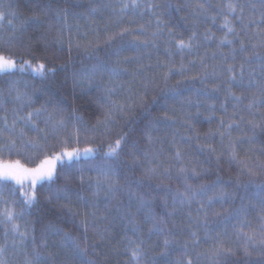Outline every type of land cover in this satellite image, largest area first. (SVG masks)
I'll return each instance as SVG.
<instances>
[{
	"label": "trees",
	"instance_id": "obj_1",
	"mask_svg": "<svg viewBox=\"0 0 264 264\" xmlns=\"http://www.w3.org/2000/svg\"><path fill=\"white\" fill-rule=\"evenodd\" d=\"M228 2L140 0L142 7L136 12L142 15L128 9L121 21L120 6L130 0H0V13L4 15L0 20V53L13 56L18 65L31 61L33 66L43 63L46 68L43 77L31 69L0 74V115L6 114L11 123L14 110L46 109L53 123L63 119L68 124L67 131L55 138L49 124L46 141L25 129L27 137L38 140L43 150L11 154L4 151L0 160L8 163L18 159L26 167H36L46 156L60 154L64 139L69 141L68 150L92 147L98 151L95 157L82 159L75 165L70 170V179L65 180L61 175L57 181L58 187L71 190L69 195L79 192L81 200L73 197L67 207L60 206L65 201L54 207L47 198L50 195L47 187L36 185L38 205L16 223L36 237L38 247L42 229L51 224L77 239L87 249L84 258L93 264H132L128 249L139 244L138 236L144 240L141 264H186L189 258L193 264H264V256L259 254L264 239V210L260 204L264 196L261 191L264 189V124L259 113L253 116L244 110L240 115L245 119L233 122L226 70L229 64H234L239 77L243 63L247 81L249 71L259 79L260 65L245 63L244 55L240 54L233 60L229 45H221L226 33L222 25ZM239 3L244 5L245 23L249 19L255 21L245 35L240 22L233 20L251 56V46L264 39V27H256L264 16V7L260 0H239ZM157 19L161 22L160 31ZM140 25L147 31L139 39L132 32L115 35L122 27L138 33ZM193 32L196 36L192 50H179L177 41H187ZM152 33H157L155 44L142 43L146 38L152 40ZM109 36L113 38L109 40ZM228 38L233 36L229 34ZM233 42L239 48L238 41ZM255 51L264 55V48L257 47ZM201 61L209 74L203 83L199 78H191L203 76ZM101 65L103 72L98 71ZM181 65L184 76L177 74ZM169 68L172 75L165 80ZM113 69L119 75H113ZM231 88L236 95L251 96L246 87L232 84ZM105 89L111 91L106 93ZM17 96L21 99L17 100ZM210 105L215 106L214 111ZM48 115L38 121L41 128L46 127L44 121ZM76 117L81 119L78 121ZM253 119L259 127L248 122ZM73 125L80 129L78 143L70 135ZM121 137H124L119 167L122 176L139 180L141 166L156 169V175L144 181L141 191H151L156 185L173 192L182 191L187 177L194 188L214 186L210 196L223 191L231 197L225 201L213 200L211 207L204 198L203 209L200 203L193 202L177 212L168 222V229L175 235L168 236L173 243L166 255H161L163 237H149L150 225L144 223L142 214L137 217L141 233L134 235L127 218L118 214L115 206L105 209L103 193L97 199L89 189V183L96 181L95 166L105 162L109 145ZM6 140L7 137L0 143ZM177 147L181 153L179 159ZM181 167L186 172L181 173ZM192 169L198 174H193ZM250 170L253 175L249 174ZM63 171H68L65 163L57 166L58 173ZM27 186L12 184L10 189H5L0 194V213L5 208L21 212V188L27 190ZM133 189L136 190L135 185ZM84 200L88 201L87 205ZM94 202L99 204L98 208L92 207ZM153 207L156 213L163 214L160 201ZM6 230L0 224V245H7L8 249L3 257L5 264H25L24 252L19 247L13 249V234L6 238ZM192 232L196 233L198 245L192 243ZM248 236L254 240L249 241ZM185 245L187 253L182 251ZM246 246L251 255L245 254ZM48 248L59 253L54 264H72L69 254L60 249L59 237H50ZM218 249L231 251L214 255ZM27 252L30 254L32 248L28 247Z\"/></svg>",
	"mask_w": 264,
	"mask_h": 264
},
{
	"label": "snow or ice",
	"instance_id": "obj_2",
	"mask_svg": "<svg viewBox=\"0 0 264 264\" xmlns=\"http://www.w3.org/2000/svg\"><path fill=\"white\" fill-rule=\"evenodd\" d=\"M260 5L264 7V0H260ZM142 7L140 0H130V3H123L120 6V16L121 21L123 20L124 15L127 14L126 10H133L134 14L142 15V13H137L138 10ZM199 7H203L200 5ZM252 7H255L254 5ZM231 16V19L229 18ZM4 19L3 13H0V20ZM215 21V17H212ZM233 20H238L241 24V32H244L245 35L248 34V30L252 25L255 24V21L249 19L245 23L244 16V5L239 3V0H229L226 5V13L224 14V23L222 27L226 29L224 38L221 40V45L227 43L231 49V56L233 60L237 54L244 55L245 63H259L260 65V77L256 78V74L252 71H249L248 79L245 81V69L244 64L242 63L239 68V77L237 76L235 65L229 64L227 66L228 80L230 82L228 88V94L232 101L233 107V117L231 118L233 122L236 119L244 120L245 118L240 115V111H247L249 114L255 116V113H259L261 117V124H264V55L255 51L257 47L264 48V39L258 41L257 44H253L252 54L248 55L249 48L245 45L243 39H240V33L236 31V27L233 24ZM11 23V21H9ZM160 20L157 19V30L160 31ZM256 27H264V16L261 17L260 24ZM146 29L143 25H140V31L137 33L134 29L129 27H122L121 31L115 35H123L125 32H132L133 35L139 39L140 36L146 34ZM231 34L233 39H229L228 36ZM157 33H152V40L144 39L142 43L155 44V36ZM195 32L192 36L189 37L187 41L181 39L177 41V46L179 50L183 51L187 49L192 50L195 40ZM113 37L109 36V40ZM233 40H237L239 43V48H236ZM215 55V54H214ZM227 59V57H225ZM206 65L201 61V69L205 70L202 77H191L193 79L199 78L201 82H207L209 74L206 71ZM28 69H31L34 73L44 76L46 75V68L43 63L33 66L31 61H22L19 65L17 61L11 55H5L0 53V74L13 73L15 71L24 72ZM105 69L101 65L98 71L103 72ZM54 71V70H50ZM113 75H119L114 69L112 70ZM180 76L185 75V69L181 65L178 73ZM172 75L171 68L168 72L165 73V80H167ZM215 76V71L212 73ZM237 84L240 87H246L247 90L251 93L250 97H246L243 94L236 95L232 91L231 85ZM215 90H218V86L215 87ZM110 89H105L106 93H109ZM207 95V94H206ZM21 97L17 96V100H20ZM110 100V97H109ZM191 103V101H190ZM199 107V103L196 104ZM224 108V105H221ZM116 106L113 102V109ZM212 111L215 110L214 105H210ZM120 110H123V106H120ZM227 109L225 108V112ZM48 115L46 109H38L33 111L24 112L23 110H14L13 118L11 123H9L8 116L0 115V141H3L7 137L6 142L0 143V153L7 151L8 153L12 152H25L32 151L37 152L43 150V145L39 143L38 140L27 137L25 129L30 130L35 133L37 137L43 140H47L48 132L47 127L50 124L52 129L53 138L59 136L61 133L67 131L68 124L65 123L63 119L56 122H52V118L48 115V120L44 121L46 127L41 128L38 121L41 117ZM111 115V110L108 114ZM108 116H106V119ZM79 121L81 118L76 117ZM253 127H259L260 124L255 122V119L248 121ZM98 123H101L98 121ZM221 125H223V120L221 119ZM228 128H232V123L228 124ZM80 129L75 125L72 126V131L70 135L75 138V141L78 143ZM231 133L229 132V135ZM151 139V137H150ZM18 141L20 142L18 145ZM124 137H121L115 140L114 144H110L108 147V152L105 153L106 160L100 165L95 166L97 171V177L95 184L89 183V189H91L92 196L97 199L103 193V198L105 201V209H109L112 206H115V211L123 217H126L129 225L132 227L133 234L141 233L140 221L138 220V215L144 216V223L150 225L148 227V235L163 237L164 251L161 255H166L168 248L172 245L168 236L175 235L168 229V222L174 217V215L183 210L185 207H190L193 202L200 203V209L204 208L202 200L207 199L209 207H211L213 200L225 201L230 199L228 193L221 191L218 196H210L209 192L213 191V187L201 186L200 188H194L191 184L188 183L187 177L184 180V188L181 191L176 189L173 192L170 188L163 187L162 185H156L155 188H152L151 191H141L142 185L145 180H150L154 175H156L155 168H143L141 178L139 180H134L131 176H122L119 167H120V157L122 153V142ZM63 150L59 155H53L51 157L46 156L43 160L39 162L36 167H26L21 164L20 160L15 162L5 163L0 160V194H3L5 189H10L12 184L23 186L27 181V190L21 188L23 209L21 212L17 213L14 208H5L2 213H0V224H4L6 227L5 237L7 238L9 233L13 234L12 247L16 249L19 247L25 254V264H54V261L58 258L59 253H54L48 248V239L50 237H59L60 238V249L63 253L69 254L68 258L72 264H93L92 261L86 260L84 258L87 249L81 247L79 241L72 237L71 235L65 234L62 230L57 228L55 225H48L42 229L40 234V245L37 246L36 237L29 233L27 229L21 230L20 226L16 223L18 219H21L25 214H28L31 209L36 207L39 203L36 185L40 184L42 187H47V191L50 195L47 197L50 203H53L55 207L59 204L60 201H65V204L60 205L61 207H67L68 204H71L73 197L77 201L81 200L79 192H73L72 195H69L70 189L60 188L57 186V181L60 176L63 175L65 180L71 178L70 170L77 165L82 159H91L96 156V151L91 148H84L81 150L78 147H74L71 150H68L69 141L64 139L62 142ZM181 156L180 150L177 147L176 158L179 159ZM233 158H235V152H233ZM133 159L135 160V154H133ZM57 161H63L67 165L68 171H63L61 173L57 172ZM82 171V169H80ZM132 172V169H129ZM165 172L168 170L165 169ZM181 173L186 172V169L181 167L179 169ZM193 174L196 173L195 169H192ZM250 175L254 173L249 172ZM81 184L84 183V176L79 177ZM123 181V183L121 182ZM133 185L136 186V190L133 189ZM151 188V185H149ZM264 192V189L261 190ZM156 201L162 203L164 212L163 214H158L155 212L153 205ZM85 205L88 204L87 200H84ZM260 204L262 210H264V196L260 198ZM92 207L98 208L99 204L94 202ZM133 208L135 211H133ZM69 211H72L69 209ZM199 211V209H198ZM95 216V213L92 214ZM205 217L207 212L204 213ZM191 219V213H189ZM264 219V218H262ZM84 224V222H81ZM207 226L205 219V227ZM262 230H264V225H262ZM87 227L85 226V232ZM192 243L195 245L199 244L196 233L192 232ZM101 240L104 239V236L101 235ZM139 239V244L136 247H130L128 250L131 254L132 264H141L142 257L144 255V250L141 245L144 243L143 239ZM249 241H253V236H248ZM131 243V242H130ZM262 247L260 248L259 254L264 256V239L261 240ZM31 247L32 252L29 254L27 248ZM7 245H0V264H5L4 255L7 251ZM95 251V249H93ZM187 253V245L182 249ZM223 251H231L230 249H218L214 252V255H219ZM245 254L251 255L250 252L245 247ZM186 264H193L192 259L189 258L186 261Z\"/></svg>",
	"mask_w": 264,
	"mask_h": 264
},
{
	"label": "rangeland",
	"instance_id": "obj_3",
	"mask_svg": "<svg viewBox=\"0 0 264 264\" xmlns=\"http://www.w3.org/2000/svg\"><path fill=\"white\" fill-rule=\"evenodd\" d=\"M88 148V147H87ZM92 148V147H91ZM95 151H96V155H97V153H98V151H97V149H95V148H93ZM81 150H83V149H81ZM59 155V154H58ZM61 163H65V162H63V161H57V166L59 165V164H61ZM25 184H27V181L25 182Z\"/></svg>",
	"mask_w": 264,
	"mask_h": 264
}]
</instances>
